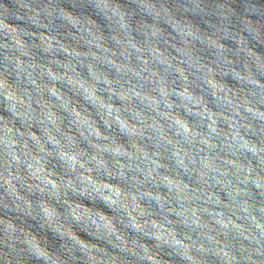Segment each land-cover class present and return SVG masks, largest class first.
Masks as SVG:
<instances>
[{"label":"clouds","instance_id":"clouds-1","mask_svg":"<svg viewBox=\"0 0 264 264\" xmlns=\"http://www.w3.org/2000/svg\"><path fill=\"white\" fill-rule=\"evenodd\" d=\"M0 264H264V0H0Z\"/></svg>","mask_w":264,"mask_h":264}]
</instances>
